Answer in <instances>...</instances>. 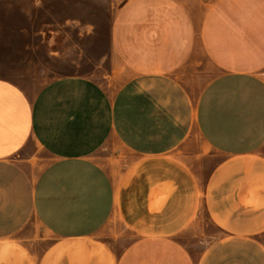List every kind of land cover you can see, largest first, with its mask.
<instances>
[{
    "label": "crops",
    "instance_id": "0c3cea01",
    "mask_svg": "<svg viewBox=\"0 0 264 264\" xmlns=\"http://www.w3.org/2000/svg\"><path fill=\"white\" fill-rule=\"evenodd\" d=\"M54 2L110 5L109 80L0 77V264H264V0H0V41Z\"/></svg>",
    "mask_w": 264,
    "mask_h": 264
},
{
    "label": "rangeland",
    "instance_id": "374dc122",
    "mask_svg": "<svg viewBox=\"0 0 264 264\" xmlns=\"http://www.w3.org/2000/svg\"><path fill=\"white\" fill-rule=\"evenodd\" d=\"M10 13L12 11L7 7L0 6V17ZM111 17L112 9L108 3L93 5L87 2H54L44 6L37 11L36 42L0 41V77L18 83L31 96L45 83L62 76H87L97 82L107 83L111 68L108 36ZM194 139L196 142L200 137L196 134ZM34 147L31 144V148ZM125 157L124 152L118 148V168ZM38 161L40 167L48 158L41 155ZM29 227L36 234L37 257L44 260L47 257L46 247L53 242L55 244L56 240L44 230H39L41 226L35 219ZM118 232L120 234L116 244L120 249L136 237L134 231ZM204 233L216 236L218 230L209 225L198 236L183 232L177 238L197 256L203 247ZM55 248L53 256L49 253V259L61 258V244Z\"/></svg>",
    "mask_w": 264,
    "mask_h": 264
}]
</instances>
